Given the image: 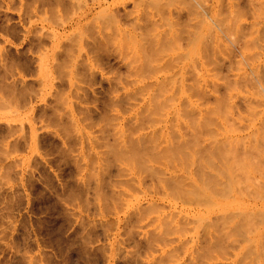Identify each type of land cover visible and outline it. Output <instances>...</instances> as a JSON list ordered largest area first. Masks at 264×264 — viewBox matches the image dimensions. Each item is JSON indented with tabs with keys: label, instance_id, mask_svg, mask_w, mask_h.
<instances>
[{
	"label": "rangeland",
	"instance_id": "rangeland-1",
	"mask_svg": "<svg viewBox=\"0 0 264 264\" xmlns=\"http://www.w3.org/2000/svg\"><path fill=\"white\" fill-rule=\"evenodd\" d=\"M65 1L0 0V264H264V0ZM149 103L156 132L125 154ZM171 174L221 191L182 197ZM216 206L242 217L234 262L172 220Z\"/></svg>",
	"mask_w": 264,
	"mask_h": 264
},
{
	"label": "bare ground",
	"instance_id": "bare-ground-1",
	"mask_svg": "<svg viewBox=\"0 0 264 264\" xmlns=\"http://www.w3.org/2000/svg\"><path fill=\"white\" fill-rule=\"evenodd\" d=\"M67 1H69V0H67ZM62 2V1H61ZM64 2H66L65 0H64ZM67 3V2H66ZM66 5V4H65ZM128 12L127 11H125L124 10V8H123V11H122V13H120L119 12V10H115L113 13H111V16L110 17H119L120 15H126ZM84 15V14H83ZM82 15V16H83ZM88 15V14H87ZM87 15H85L83 18H85V17H87ZM201 15V14H200ZM82 16L81 17H79V18H77L71 25H70V28H72L71 26H75L76 24H80V21L82 20L81 18H82ZM202 16V15H201ZM151 24H153V23H151ZM150 24V25H151ZM222 25V24H221ZM231 25V24H230ZM223 26V25H222ZM239 26V25H238ZM30 27V26H29ZM153 27V26H152ZM225 27V26H224ZM226 27H227V25H226ZM237 27V26H236ZM235 27V28H236ZM234 28V27H233ZM227 29V28H226ZM239 29V28H238ZM235 30V29H234ZM240 30V29H239ZM239 30H236L237 32L239 31ZM30 30L29 29H26V28H24V32H25V36H27V34H28V32H29ZM235 31V32H236ZM178 33V32H177ZM238 33H240V32H238ZM24 36V37H25ZM234 36V35H233ZM161 37V36H160ZM169 37V36H168ZM171 37V36H170ZM162 38H163V36H162ZM173 38V37H172ZM214 38H215V36H214ZM149 39V38H148ZM169 39V38H168ZM229 41H230V38H227ZM226 39V40H227ZM95 40V39H94ZM161 40V39H160ZM163 40V39H162ZM173 40V39H172ZM186 40H188V39H186ZM233 39H231V41H232ZM101 41V43H103V41L102 40H100ZM165 41V40H164ZM169 41V40H168ZM174 41V40H173ZM172 41V42H173ZM212 41V40H211ZM51 42V48H50V50H54L55 49V47H57V46H55V45H57V43H55V41L54 42H52V41H50ZM150 42V41H149ZM158 42V41H157ZM156 42V43H157ZM166 42V41H165ZM176 42V41H175ZM189 42V41H188ZM235 42V41H234ZM99 43V42H98ZM105 43V42H104ZM103 43V44H104ZM146 43V42H145ZM159 43V42H158ZM158 43L156 44V45H158ZM163 43V42H162ZM165 44V43H164ZM168 44V43H167ZM174 44V43H173ZM177 44V43H176ZM205 45H207L206 43H204ZM100 45V44H99ZM161 45L162 44H160L158 47H161ZM208 45H210V43L208 44ZM55 46V47H54ZM148 46H150V45H148ZM169 46V45H168ZM53 47H54V49H53ZM206 47V46H205ZM204 47V48H205ZM93 48V47H92ZM151 48H153L152 46H151ZM156 48V49H155ZM154 49L155 50H158L157 49V47H155ZM165 48H168L167 46H165ZM170 48V47H169ZM169 48L167 49V51L169 52V51H171L172 52V50H171V48H170V50H169ZM209 48V47H208ZM207 49V48H206ZM47 52H49V48L48 49H45ZM56 50V49H55ZM161 50V49H160ZM162 50H164L163 49V46H162ZM141 51V50H140ZM149 51V50H148ZM164 51H166V49L164 50ZM160 52H163V51H160ZM53 53H55V51L53 52ZM149 54H147L148 56L149 55H151L150 54V52H148ZM156 53V52H155ZM206 53V52H205ZM45 54V52H42V56ZM153 54V53H152ZM210 54V53H209ZM146 55V54H145ZM154 55V54H153ZM159 55V54H158ZM178 55H179V53H178ZM208 55V54H207ZM148 56H146V57H148ZM162 56V55H161ZM164 56H166V55H164ZM150 57V56H149ZM153 57V56H152ZM170 57V56H169ZM173 57V56H172ZM176 57V56H175ZM174 57V58H175ZM208 57V56H207ZM207 57H204V58H207ZM155 58H157L156 56H155ZM154 58V59H155ZM163 58V57H162ZM108 59V58H107ZM149 58H147V59H145V56H144V58H142V60L143 61H145L144 63L142 62V61H140V62H142L143 64L141 65L140 63V68L142 67V68H144V69H148V68H151L150 66H149V63L147 62V60H148ZM167 59H168V57H167ZM167 59H165V60H167ZM208 59V58H207ZM215 59V58H214ZM152 60V59H151ZM156 60V59H155ZM164 60V61H165ZM170 60V59H169ZM172 60V59H171ZM178 60V59H177ZM177 60H176V62H177ZM211 60V59H210ZM209 60V61H210ZM159 61V60H158ZM173 61H175V60H173ZM206 61V60H205ZM214 61V60H213ZM150 62V61H149ZM153 62H155L154 60H153ZM167 62H168V60H167ZM180 62V61H179ZM178 62V63H179ZM208 62V61H207ZM206 62V63H207ZM171 63V62H170ZM169 63V64H170ZM177 63V64H178ZM213 63V62H212ZM211 63V64H212ZM216 63V62H215ZM168 64V63H167ZM168 64V65H169ZM176 64V63H175ZM175 64H174V67H175ZM65 65V64H64ZM154 65V64H153ZM156 65V64H155ZM154 65V66H155ZM168 65H162L161 64V66H163V67H166V66H168ZM60 66V65H59ZM144 66V67H143ZM149 66V67H148ZM158 67V66H157ZM171 67H173V66H171ZM186 67V66H185ZM194 68L192 69V68H189V70H194L195 69V66H193ZM141 68V70L143 71V69ZM167 68V67H166ZM184 68V67H183ZM87 69V68H86ZM179 69V68H178ZM217 69V68H216ZM149 70V69H148ZM152 70H153V68H152ZM155 70H156V68H155ZM155 70H154V72H155ZM158 70H160L159 68H157V71ZM165 70V69H164ZM167 70H168V68H167ZM166 70V71H167ZM191 70V71H192ZM87 71H89V70H87ZM162 71H163V69H162ZM177 71V70H176ZM194 71H196V69L194 70ZM214 71V70H213ZM85 72H86V70H85ZM146 72V71H145ZM184 72V71H183ZM193 72V71H192ZM219 72V71H218ZM221 72V71H220ZM219 72V73H220ZM143 73V72H142ZM141 73V74H142ZM147 73V72H146ZM148 73H152L153 74V72H148ZM158 73V72H157ZM191 73V72H190ZM196 74H197V72H195ZM215 73V72H214ZM251 73V72H250ZM253 73V72H252ZM252 73H251V75H252ZM85 74V73H84ZM87 74H89L88 76H91L92 74H93V71H92V73H91V71H89V72H86V75ZM169 74V73H168ZM192 74V73H191ZM217 74V73H216ZM248 74H249V72H248ZM154 75H155V73H154ZM147 76V78L148 79H145V77H144V79L142 80V79H140V80H142V82L140 83V84H142L141 86L142 87H140V88H144L145 86H147V87H151V88H153V86H155L157 89H158V87L157 86H163V79L162 78H160L157 74H156V76ZM164 75V74H163ZM220 75V74H219ZM223 75V74H222ZM247 75V74H246ZM250 75V74H249ZM142 76H145V75H142ZM167 76V75H166ZM163 77V76H162ZM197 77V75L195 76V78ZM225 77V76H224ZM245 77V76H244ZM250 77V76H249ZM165 78V77H164ZM184 78V77H183ZM197 78H199V76L197 77ZM196 78V79H197ZM202 78V77H201ZM226 78V77H225ZM247 78V77H246ZM245 78V79H246ZM166 79H168V77L166 78ZM193 80H195L194 78H192ZM191 79V80H192ZM204 79V78H203ZM248 80H251L250 78H247ZM252 79H254L253 77H252ZM193 80H192V82H193ZM200 80V79H199ZM205 80V79H204ZM163 81V82H162ZM168 81V80H167ZM167 81H165V82H167ZM188 81V80H187ZM189 81H190V79H189ZM201 81V80H200ZM203 81V80H202ZM208 81H210V80H208ZM191 82V83H192ZM194 82H199L198 80L197 81H194ZM193 82V83H194ZM163 83V84H162ZM190 83V82H189ZM160 84H162V85H160ZM195 84V83H194ZM198 84V83H197ZM201 83L199 82V84H198V87H196V88H198L200 91H205L204 89H202L203 88V86H201L200 85ZM214 83H212V85H213ZM168 85H170V84H168ZM196 85V84H195ZM195 85H193V87H195ZM224 85V84H223ZM182 86V85H181ZM188 86V85H187ZM211 86V85H210ZM166 87V86H165ZM168 87V86H167ZM225 87V86H224ZM169 88H171V87H169ZM215 89H216V87H214ZM226 88V87H225ZM160 89H161V87H160ZM159 89V90H160ZM195 89V88H194ZM214 89V90H215ZM163 90H166V89H163ZM153 91H156L154 88H153ZM161 91V90H160ZM194 91H196V90H194ZM211 91H213L212 89H211ZM218 89H216L215 91H213V97H214V99L217 101V100H219V99H221L220 97H222L221 95L219 96L218 94ZM158 92V91H157ZM155 94H156V92H154ZM204 94H205V92H203ZM24 95V94H23ZM203 95V94H202ZM126 96V95H125ZM144 96V95H143ZM155 96V95H154ZM206 96V95H205ZM211 96V95H210ZM19 98H20V96H19ZM21 98H23V97H21ZM129 98V97H128ZM203 98V97H202ZM114 99V98H113ZM126 99V98H125ZM142 99V98H141ZM140 99V100H141ZM148 99V98H147ZM201 99V98H200ZM87 100V99H86ZM110 100H111V98H110ZM115 100H116V98H115ZM114 100V101H115ZM202 100V99H201ZM204 100V99H203ZM207 100V99H206ZM205 100V101H206ZM20 101V100H19ZM114 101H112L111 100V103L112 102H114ZM119 101V100H118ZM123 101V100H122ZM121 101V104L123 103ZM126 101H128V100H126ZM143 101V100H142ZM158 100H156V102H157ZM120 102V101H119ZM119 102H117V103H119ZM130 102V101H129ZM149 102V101H148ZM160 102V101H159ZM159 102H157V105H158V103ZM143 103V102H142ZM145 103L146 102H144V105H142V106H144L145 107ZM151 103H153V100H151ZM201 103V102H200ZM114 104V103H113ZM130 104V103H129ZM95 105V104H94ZM115 105H117L116 103H115ZM149 105H150V107H149V110H150V108H152L153 109V105L155 106L156 104H153V105H151L150 103H149ZM198 105V104H197ZM201 105H204V104H202L201 103ZM57 106V105H56ZM87 106V105H86ZM146 106H147V103H146ZM82 107V106H81ZM95 107V106H94ZM157 107V106H156ZM82 108H84V106L82 107ZM148 108V107H147ZM146 107H145V109H147ZM160 108V106H158V109ZM192 107H190V109H191ZM86 109V108H85ZM152 109L150 110V111H147L146 113H144L142 116H140V117H138V112H137V117H136V119H135V117H134V119L132 120L130 117V119L132 120L131 122H130V120H129V123H131L130 125H129V123H128V125H129V127H128V125H127V127L129 128V129H133L132 131H134V130H136L137 132H138V135H136L135 133H137V132H135L134 134L136 135L135 136V138L133 137V138H131L130 140L128 139V138H130L129 136L128 137H126V135H125V137L127 138V140H129V145H127V147H125V148H123V149H125V154H126V152L128 153V152H130V154H132L133 156H134V154H138L139 152H138V150H137V148L139 149V148H141L139 145H137V144H139V143H141V142H143L144 141V143H145V140H146V138H148L147 136L149 135V137H150V135H152V134H154V133H152L151 134V132H153L154 131V127L153 126H156V124L154 123V122H156L155 120H154V116H152L149 112H152ZM154 109H156L155 107H154ZM154 109H153V111H154ZM90 110V109H89ZM88 110V111H89ZM157 110V109H156ZM191 110H193V109H191ZM53 111V110H52ZM92 111V110H91ZM93 112V111H92ZM98 112V111H97ZM145 112V111H144ZM52 113V112H51ZM80 113V112H79ZM83 113V112H82ZM156 113V112H155ZM161 114V113H160ZM103 115V114H102ZM114 115V114H113ZM111 116V115H110ZM100 117V116H99ZM116 117V116H115ZM159 117V116H158ZM106 118H107V116H106ZM110 118V117H109ZM108 118V119H109ZM111 118H112V116H111ZM60 119H61V116H60ZM117 120H118V118H116ZM155 119H157V118H155ZM114 120V119H113ZM127 120V119H126ZM108 121V120H107ZM110 121H112V120H110ZM115 121V120H114ZM128 121V120H127ZM126 121V122H127ZM149 121H150V123H149ZM154 121V122H153ZM125 122V121H124ZM124 122H122L123 123V125L125 124ZM152 122V123H151ZM161 122V121H160ZM107 123H109V122H107ZM106 123V124H107ZM168 123V122H167ZM114 124V123H113ZM112 124V122H111V125L110 126H112L113 125ZM119 124V123H118ZM114 125H117V124H114ZM126 125L124 126V127H126ZM109 125L107 124V127H108ZM122 126V125H121ZM66 126H64V128H65ZM105 127H106V125H105ZM117 127V126H116ZM116 127H114V129H116ZM126 127V128H127ZM150 127H152V130H150V131H148L147 129L148 128H150ZM171 127V126H170ZM173 127V126H172ZM171 127V128H172ZM104 128V127H103ZM112 129H113V127H111ZM120 128H122V127H120ZM119 128V129H120ZM125 128V129H126ZM159 128V127H158ZM108 129V128H107ZM107 129H105V130H107ZM109 129H110V127H109ZM151 129V128H150ZM160 129V128H159ZM162 129V128H161ZM160 129V130H161ZM65 130V129H64ZM123 130V129H122ZM121 130V131H122ZM155 130H156V127H155ZM159 130V131H160ZM175 130V129H174ZM110 130H108V131H104L105 133L107 132V134H108V132H109ZM114 131H116V133H117V130H114ZM119 131V130H118ZM120 131V132H121ZM126 131H129L130 133H132V131H130V130H126ZM171 131V130H170ZM66 132V134H69V132L67 133V131H65ZM158 132V131H157ZM111 133V132H110ZM110 133H109V135L108 136H110ZM127 134H128V132H126ZM125 133V134H126ZM150 133V134H149ZM159 133V132H158ZM157 133V134H158ZM170 133V132H169ZM174 133V132H173ZM173 133L171 132V138H173L172 136H173ZM107 134H105L104 135V137L107 135ZM113 134V132L111 133V135ZM122 134H124V133H122ZM157 134H155V135H157ZM117 135V134H116ZM159 135V134H158ZM157 135V136H158ZM168 135V134H167ZM170 135V134H169ZM153 136V135H152ZM114 137H116V136H114ZM113 137V138H114ZM118 137H119V133H118ZM132 137V136H131ZM68 138V137H67ZM72 137H70V139H71ZM75 138V137H74ZM151 138H153L154 139V137H151ZM157 138V137H156ZM76 139V138H75ZM115 139V138H114ZM174 139V138H173ZM116 140H117V138H116ZM127 140L126 141H124L125 142V144H126V142H127ZM108 141V140H107ZM110 141V140H109ZM113 142L115 141V140H112ZM122 141V140H121ZM120 141V142H121ZM147 141V140H146ZM154 141V140H153ZM162 141V140H161ZM160 141V142H161ZM150 142H151V140H150ZM156 142V141H155ZM159 142V143H160ZM103 143V142H102ZM119 143V142H118ZM127 143V144H128ZM143 143V144H144ZM154 143V142H153ZM171 143V142H170ZM117 144V143H116ZM121 144V143H120ZM137 146H136V145ZM108 145V144H107ZM153 145H155V143L153 144ZM168 145H170L169 143H168ZM110 146V145H109ZM118 146V145H117ZM122 146H123V144H122ZM144 146V145H143ZM148 146V145H147ZM156 146V145H155ZM158 146V145H157ZM179 146V145H178ZM121 147V146H120ZM153 147V146H152ZM169 147V146H168ZM168 147H166V148H168ZM180 147V146H179ZM155 148V147H154ZM154 148H152V149H154ZM105 149V148H104ZM142 149V148H141ZM157 150V149H156ZM168 150V149H167ZM171 149H169V151H170ZM109 151L111 152V150L109 149ZM122 151V150H121ZM110 152H108V153H110ZM116 152V151H115ZM118 152V151H117ZM122 152H124V150L122 151ZM122 152H119L120 153V155L121 154H123ZM163 152V151H162ZM171 152V151H170ZM174 152H176L175 150H174ZM168 153V152H167ZM166 153V154H167ZM106 154V153H105ZM165 154V155H166ZM112 155V154H111ZM114 155V154H113ZM117 155H119L118 153H117ZM172 155V154H171ZM152 156V155H151ZM166 157H167V155H166ZM109 158V157H108ZM137 159H138V157H137ZM136 159V160H137ZM142 159V158H141ZM175 175V174H174ZM182 177V176H181ZM160 178V177H159ZM163 179H164V181H166V183L167 184H169V185H171V187L170 188H175V190H174V192L176 191V194H180L182 197L183 196H186V197H190V196H193V197H191V198H193V200L196 198V201H200V200H203V201H207V200H209V197H210V195L211 194H216V193H218V192H220L221 191V189H219V188H216V184H212V186L213 187H210L211 186V183H209V182H207L206 180H207V178L206 177H202V178H206V180L204 179V180H202V181H200L201 182V185L202 184H204V185H206L207 186V188H206V186L204 187V188H202V186L199 184H195V186H194V184H193V187H191L190 186V183H188V182H186V184H184L183 182H180V180L181 179H179L180 177H177V175L176 176H172V174L169 176V177H162ZM184 179V178H183ZM162 180V179H161ZM160 181V180H159ZM181 181H183V180H181ZM181 183H183V184H181ZM187 183L189 184V186L191 187H189V186H187V187H189V189L188 188H184L186 185H187ZM197 183V182H196ZM182 186H181V185ZM192 184V183H191ZM209 184V185H208ZM168 185V186H169ZM198 185V186H197ZM203 185V186H204ZM172 186H174V187H172ZM205 188L206 189H210V191H206L205 190ZM172 189V190H173ZM173 192V191H172ZM188 199V198H187ZM198 199V200H197ZM195 201V200H194ZM198 201V202H199ZM154 203V202H153ZM152 203V204H153ZM152 204L150 205V206H152ZM155 204V203H154ZM154 204H153V206H154ZM148 205V204H147ZM141 207V206H140ZM146 207H148V206H146ZM141 208H143V207H141ZM150 208V207H149ZM153 208V207H152ZM151 208V209H152ZM145 210V208H143V211ZM147 211L149 210L148 208L146 209ZM153 210V209H152ZM136 211V210H135ZM147 211H145V213L147 212ZM208 211V210H207ZM214 211V212H213ZM136 212H138L139 213V211H136ZM136 212L135 213H133V214H135L136 215ZM204 212H206V211H204ZM204 212H201V211H196L195 213H193V214H191V215H188V216H186V215H182V216H180V215H177L176 217H175V215H174V217L172 218V220L173 219H175V222H176V224H177V226L176 227H178V230H179V228L180 229H182L183 230V228H185V227H187L186 225L187 224H190L192 221H193V223H194V221L196 222L197 220H199V223H203L204 224V227H202V231H200L201 232V235H200V237L202 238V240L200 239V242L202 241V243H207V245L205 244H203L204 246H211L212 244H215V245H218L219 243V245H220V247H217V248H221V250H222V253H224V256L222 257V258H224V259H226V260H228V261H230V262H234V259H232L231 258V252H232V250H231V252H230V249H232L233 247H232V245L234 244V242H235V246H237V243L239 242H241V241H239L238 239H242L241 238V236L243 235L244 236V234H243V222H242V217H241V221L238 219V218H231V216H229V215H227V214H225L222 210L220 211L219 209H218V207L216 206V208L215 207H213L212 208V211L210 212V210H209V214H207V215H205L204 214ZM142 213H140L138 216L139 217H141L142 215H141ZM143 215H144V213H143ZM130 216V215H129ZM133 217H136L137 218V216H133ZM170 217H172V215L170 216ZM140 219V218H139ZM166 219V218H165ZM171 219V218H170ZM133 220H135V219H133ZM142 220V219H141ZM200 220H203V221H205V222H201ZM137 221H138V219H137ZM136 221V222H137ZM167 221V220H166ZM169 222H173V221H170V220H168V223ZM171 224V223H170ZM166 226V225H165ZM164 226V227H165ZM171 226V225H170ZM175 227V228H176ZM188 228V227H187ZM169 229H171V227L169 228ZM169 229H168V231H169ZM173 229V228H172ZM171 229V230H172ZM136 230V229H135ZM135 230H133V231H135ZM139 230V229H138ZM172 231H175V229L174 230H172ZM140 232H141V230H140ZM176 232V231H175ZM181 231H179V232H177V233H180ZM139 233V232H138ZM152 233V232H151ZM173 233V232H172ZM182 233V232H181ZM242 233V234H241ZM140 234V233H139ZM143 234V233H142ZM161 234V233H160ZM163 234V233H162ZM132 235V234H131ZM147 235V234H146ZM149 235V234H148ZM181 235V234H180ZM183 235V234H182ZM142 236V235H141ZM166 236V235H165ZM233 236V237H232ZM150 237V236H149ZM230 237H232V239L230 238ZM235 237H237L236 239L238 240V242H237V240H235ZM238 237H240V238H238ZM148 238V237H147ZM146 238V239H147ZM177 238V237H176ZM228 238H230L231 240H232V242H233V239H234V242H233V244L232 243H230V242H227L228 241ZM155 239V238H154ZM165 239V238H164ZM171 239H174V238H172L171 237ZM170 239V240H171ZM141 240H142V237H141ZM153 240V239H152ZM161 239H159V241H160ZM225 240H227V241H225ZM244 240V239H243ZM135 241V240H134ZM146 241V240H145ZM163 241V240H162ZM209 241V242H208ZM220 241V242H219ZM222 241H225V242H222ZM150 242V241H149ZM164 242V241H163ZM165 242H166V240H165ZM181 242V241H180ZM185 242V241H184ZM219 242V243H218ZM183 243V242H182ZM201 243V244H202ZM211 244V245H209V244ZM226 243V244H225ZM149 244V243H148ZM181 244V243H180ZM199 244V243H198ZM150 245V244H149ZM200 245V244H199ZM198 245V246H199ZM234 246V245H233ZM234 246V247H235ZM201 249L203 248L202 246H199ZM232 247V248H231ZM238 247V246H237ZM207 248V247H206ZM210 248V247H209ZM220 250V251H221ZM236 250V249H235ZM220 251H219V253H220ZM204 252V251H203ZM207 252V251H206ZM203 255V254H202ZM218 256V255H217ZM220 258V257H219ZM231 259V260H230ZM239 258H237V260H238ZM238 263V262H237ZM236 263V264H237ZM239 263H241V262H239ZM238 263V264H239ZM203 264H205L204 262H203ZM212 264H214V263H212ZM243 264V263H242Z\"/></svg>",
	"mask_w": 264,
	"mask_h": 264
}]
</instances>
